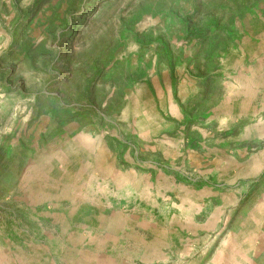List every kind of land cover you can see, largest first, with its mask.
<instances>
[{
  "label": "rangeland",
  "instance_id": "374dc122",
  "mask_svg": "<svg viewBox=\"0 0 264 264\" xmlns=\"http://www.w3.org/2000/svg\"><path fill=\"white\" fill-rule=\"evenodd\" d=\"M0 264H264V0H0Z\"/></svg>",
  "mask_w": 264,
  "mask_h": 264
},
{
  "label": "crops",
  "instance_id": "0c3cea01",
  "mask_svg": "<svg viewBox=\"0 0 264 264\" xmlns=\"http://www.w3.org/2000/svg\"><path fill=\"white\" fill-rule=\"evenodd\" d=\"M165 108L166 111L169 113V116H176L178 114L175 105L173 104V102H169V100L165 101Z\"/></svg>",
  "mask_w": 264,
  "mask_h": 264
}]
</instances>
